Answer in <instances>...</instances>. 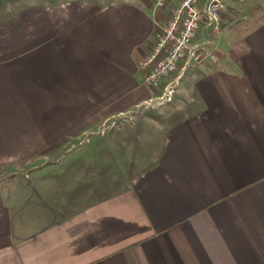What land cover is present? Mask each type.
Here are the masks:
<instances>
[{"label":"crops","instance_id":"crops-1","mask_svg":"<svg viewBox=\"0 0 264 264\" xmlns=\"http://www.w3.org/2000/svg\"><path fill=\"white\" fill-rule=\"evenodd\" d=\"M28 1L0 6V182L119 118L136 120L148 167L60 220L46 200L0 189V264H264V24L243 37L231 28L255 10L226 4L207 36L213 58L184 61L151 91L140 63L180 0ZM170 86L169 101L146 106ZM48 100L74 123L56 126Z\"/></svg>","mask_w":264,"mask_h":264},{"label":"rangeland","instance_id":"rangeland-1","mask_svg":"<svg viewBox=\"0 0 264 264\" xmlns=\"http://www.w3.org/2000/svg\"><path fill=\"white\" fill-rule=\"evenodd\" d=\"M34 1L37 0H31L33 5ZM50 1L54 2L55 0ZM22 2L23 0H4L0 6L9 4L11 5V12H16L17 9L13 8L12 5H19ZM27 2L31 4L28 0ZM262 2V0H225L228 6L236 9L235 11L239 13L245 10L253 12L257 10V4L262 5ZM201 30L198 31L197 38L191 42V45L200 40ZM184 61L179 62L178 67L171 75L180 73L181 69L179 70V68ZM194 73L195 70L190 69L186 72V76L189 77ZM168 80L169 77H165L160 82H168ZM48 101H45L44 105H47L51 110V116L56 117L55 121L58 122L56 126L65 123L59 121L60 119L65 120L73 114L72 108H62L61 100ZM167 101L169 100L161 99L160 103ZM44 105L41 104V108L43 107L42 109L45 111ZM32 115L41 114L33 113ZM132 117L135 120L136 116L133 115ZM69 119H71L70 123H74V116H70ZM135 121L129 122V120L119 118L114 122V125L110 123L98 135L88 134L83 143L77 147L73 146L74 137H68L56 142L55 147L41 149L40 155L34 158L42 160L61 155L60 160L56 163L47 161L42 167L33 169L27 178L14 176L8 180H2L0 189L16 187L18 198H33L36 203H40V200L43 199L46 200L48 205L50 204L49 218L55 216L59 219L62 214L73 210L76 213L86 206L95 204L106 198L115 188L117 190L122 189L132 174H137L140 170L148 167V164L140 163L142 142L139 143L138 136L135 134V127L132 126ZM42 125L43 123L34 121L35 127ZM144 152L142 149V153ZM33 162L35 160H32ZM74 182H77L76 196H74ZM32 189L37 190L38 193L31 192Z\"/></svg>","mask_w":264,"mask_h":264},{"label":"built area","instance_id":"built-area-1","mask_svg":"<svg viewBox=\"0 0 264 264\" xmlns=\"http://www.w3.org/2000/svg\"><path fill=\"white\" fill-rule=\"evenodd\" d=\"M169 1L156 0L155 7L164 8ZM226 10L225 0H180L177 6L171 8L170 16L160 28L155 45L140 63V69L145 71L144 84L151 91L158 89L160 81L169 77L181 60H185L181 70L211 60L212 43L207 36L219 32L221 15ZM201 28L204 35L196 44L191 45ZM172 90V86L165 87L163 97L150 100L146 106L160 104L161 99L170 100Z\"/></svg>","mask_w":264,"mask_h":264},{"label":"trees","instance_id":"trees-1","mask_svg":"<svg viewBox=\"0 0 264 264\" xmlns=\"http://www.w3.org/2000/svg\"><path fill=\"white\" fill-rule=\"evenodd\" d=\"M264 24V8H258L248 19L238 20L231 28L238 32L239 36L243 37L249 32L256 30Z\"/></svg>","mask_w":264,"mask_h":264},{"label":"bare ground","instance_id":"bare-ground-1","mask_svg":"<svg viewBox=\"0 0 264 264\" xmlns=\"http://www.w3.org/2000/svg\"><path fill=\"white\" fill-rule=\"evenodd\" d=\"M161 101V100H160Z\"/></svg>","mask_w":264,"mask_h":264}]
</instances>
